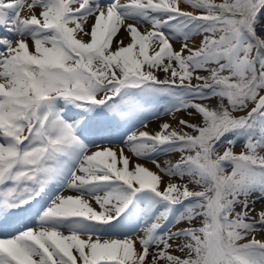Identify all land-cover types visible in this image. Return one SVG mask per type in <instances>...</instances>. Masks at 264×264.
I'll use <instances>...</instances> for the list:
<instances>
[{
    "label": "snow or ice",
    "instance_id": "6c2138e0",
    "mask_svg": "<svg viewBox=\"0 0 264 264\" xmlns=\"http://www.w3.org/2000/svg\"><path fill=\"white\" fill-rule=\"evenodd\" d=\"M258 236L264 0H0V264H264Z\"/></svg>",
    "mask_w": 264,
    "mask_h": 264
},
{
    "label": "bare ground",
    "instance_id": "6f19581e",
    "mask_svg": "<svg viewBox=\"0 0 264 264\" xmlns=\"http://www.w3.org/2000/svg\"><path fill=\"white\" fill-rule=\"evenodd\" d=\"M121 2L122 3H126L127 2V0H121ZM181 7H185L184 5H181ZM189 11H191V9H188ZM28 13H27V10H25V12L24 13H22V15H27ZM145 27H150V26H145ZM143 30V29H142ZM121 37H124L125 38V43H127L128 41H127V38H126V34L124 33V31H123V29L121 30ZM199 40V38L197 39V41ZM177 48L179 47V45L177 44V45H175ZM165 121H167V119L165 120ZM164 122V120H163V118H160V119H149L148 120V129L147 130H149V131H155V130H158V126L161 124V123H163ZM141 130H144V129H141ZM149 167H154L153 165H151V164H149L148 165ZM63 194L64 195H75L76 193L75 192H73V191H71V190H68V189H65L64 191H63ZM95 206V205H94Z\"/></svg>",
    "mask_w": 264,
    "mask_h": 264
},
{
    "label": "rangeland",
    "instance_id": "374dc122",
    "mask_svg": "<svg viewBox=\"0 0 264 264\" xmlns=\"http://www.w3.org/2000/svg\"><path fill=\"white\" fill-rule=\"evenodd\" d=\"M217 2H219V0H217ZM198 38L200 39V37H197V39H198ZM160 76H161V78H163V74H162V73H160ZM212 102L215 103V101H212ZM178 115H179V116H184V113H179ZM160 118H163L164 122H165V120L167 119V121L170 122V123H172L174 127H175L176 124H177V121H176L175 119H173L172 117H169V116L164 115V113H163L162 111H161L160 114H159V118H156L155 116H152V119H160ZM184 118H186V119H191V117H186V116H184ZM197 119H198V118H197ZM234 150H235L237 153H239V152H241V151L243 150V148H242L241 145H237L236 148H235ZM169 158H171V159H175V156H172V157L159 156V157H157V159H159V160L162 161V162H163L165 159H169ZM172 230L175 231V228H173ZM141 234H142V233H141ZM257 238L260 239V238H264V237H262V236H258ZM175 254H178V255H179V253H175ZM161 264H163V262H161Z\"/></svg>",
    "mask_w": 264,
    "mask_h": 264
}]
</instances>
